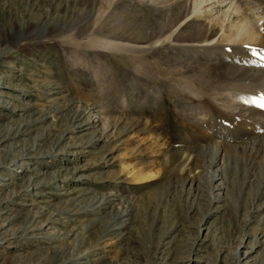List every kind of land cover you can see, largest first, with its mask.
I'll use <instances>...</instances> for the list:
<instances>
[{
    "label": "rangeland",
    "instance_id": "374dc122",
    "mask_svg": "<svg viewBox=\"0 0 264 264\" xmlns=\"http://www.w3.org/2000/svg\"><path fill=\"white\" fill-rule=\"evenodd\" d=\"M207 1L0 0V264H264V113Z\"/></svg>",
    "mask_w": 264,
    "mask_h": 264
},
{
    "label": "bare ground",
    "instance_id": "6f19581e",
    "mask_svg": "<svg viewBox=\"0 0 264 264\" xmlns=\"http://www.w3.org/2000/svg\"><path fill=\"white\" fill-rule=\"evenodd\" d=\"M205 1L209 4V2L207 0H204V2ZM210 4H215V5H217L216 8H220V9L226 7L224 12L221 14V15H223V19L221 20L222 22L225 21L226 16L232 17V22L229 25V32H228L229 34L228 33L227 34H221V36H220L221 40L219 41V42H223L225 44H228L227 46H229V45H231V46L226 47L225 45H222V48H224L222 50L229 48V50L232 51L233 49L237 48V49H241L243 51V56H242L243 58H242V60H239L238 63H235L236 60L233 62L234 56H236V54H233L234 55L233 57L231 56L232 60L227 59L228 55L225 54L224 55L225 58L221 62L225 61L224 64H226L228 66L230 64H232L237 71H240L241 74H243V75L246 73L248 75L247 78H250L248 80L246 77L245 78L240 77L239 81H238L239 82L238 85L228 86L227 90L232 91V92H229L230 93L229 95L230 96L235 95L237 93L236 91H242L243 88H245L246 85H248V87L250 89L254 90L253 94L258 97V100L260 102H263L264 101V98H263V93H264V59H263L264 58V0H212V2L210 1ZM199 9H200L199 5L197 6V8H195V7L190 8V6L188 8H184L182 15H180L179 19H177V21H179L177 24L181 25L183 23L182 22L183 20L186 21L185 19H188L187 16L190 15L189 14L190 12H191V14H195L196 12L199 11ZM220 9H219V11H220ZM179 14H181V13H179ZM197 14L199 15V13H197ZM233 18H234V23H233ZM191 19H193V18H191ZM188 21H189V19L186 22H188ZM222 27H223V25L220 24V28H222ZM224 33H226V32H224ZM213 35H214L213 33L209 34V32H208V36H206L207 38L203 42H201L202 43L201 46L200 45H191V46L196 47L198 50L207 49V48H209V46H212V44L215 42V40H214L215 37H213ZM43 36H44V26H41V28L39 29V34H37V37L42 39ZM260 37H262V39H260ZM210 48H212V47H210ZM141 49H143V48H141ZM246 49L251 50V56L254 55L253 57L255 59L254 58L248 59L245 56L247 54ZM225 53H227V52H225ZM256 56L260 58L259 61H258V58H256ZM215 61H217V60H215ZM221 64L222 63H220V65ZM233 66H229V67H233ZM227 70H228V68H227ZM216 87H219V91L221 90V85L216 86ZM256 90H260V92H255ZM239 102L241 104H244L247 106L249 104L256 103L255 101L249 102V103L248 102L242 103V100L240 99V100H238L236 105L242 106ZM259 103L257 104V106L254 105L253 107L258 108L259 110H261L264 113V103H263V105H259ZM249 117H250V114H249ZM238 119H240V117ZM251 120H254V119H251ZM252 122H254V121H252ZM250 126H252V125H250ZM254 136H255V134H254ZM257 138H258V136H255L252 139L255 141V142H253V144L255 145V148H257L256 150L259 151V150H261L260 149L261 147H260V145L256 144V140H258ZM162 145L163 144H161V146ZM163 148L167 149V147L164 145H163ZM214 156H215V154H214ZM22 157H24V154H22ZM198 159L199 158L197 155L187 157V161L194 160L195 163H200V161ZM15 160L11 161L13 165L15 164ZM214 161L215 160H213V161L211 160V163H213ZM4 162H6V160ZM11 162H9V164H11ZM189 163L187 165H189ZM211 163H210V165H211ZM2 167H7L5 165V163H3V161L0 163V168H2ZM194 171L193 170L190 171L189 174H191ZM193 177H195V175ZM210 177L212 178V180L214 178H217L216 174H211ZM196 178H198L197 180H199L200 176H196ZM2 186H5V185H1V187ZM2 189H3V187H2ZM76 260H77V258L73 259L70 262V264L77 263Z\"/></svg>",
    "mask_w": 264,
    "mask_h": 264
}]
</instances>
